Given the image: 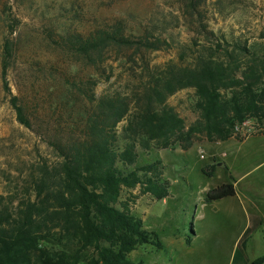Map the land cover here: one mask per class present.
Wrapping results in <instances>:
<instances>
[{
  "label": "rangeland",
  "instance_id": "obj_1",
  "mask_svg": "<svg viewBox=\"0 0 264 264\" xmlns=\"http://www.w3.org/2000/svg\"><path fill=\"white\" fill-rule=\"evenodd\" d=\"M188 3L189 0H0V71L1 44L8 35L14 43L8 69L11 91L21 96L32 120V128L16 120L10 96L0 81V204L11 206L14 212L21 202L35 198V182L45 165L51 169L61 160L49 140L54 136L61 139L79 135L70 133L67 126L79 123L81 111H98V100H89L92 92L98 99L125 98L135 109L136 96L141 95L144 81L151 74L161 73L164 77L178 72L176 65L194 66L199 56L234 65L236 62H229V57L240 53L226 54L223 48L233 50L247 45L259 50L258 54L264 51V0H205L193 14ZM13 17L14 30L8 34L6 24ZM116 23L124 27L126 34L159 40L158 49L133 48L121 53L111 49L99 67L54 41L60 31L86 33ZM245 62L241 59L242 64ZM242 71L240 68L235 76L219 81L220 86H227L221 88L227 98L238 89L234 81L243 80ZM261 80L264 83V75ZM198 100L193 85L179 87L167 95L163 106L173 110L183 129L169 133L174 135L166 147L156 140L147 148L139 145L133 165L123 167L129 171L139 168L141 181L133 187L122 186L115 206L144 216V226L155 231L164 246H138L128 254L134 264L228 263L234 223L223 207L205 209V217L199 223L204 235L188 244L193 224L195 228L197 224L193 200L196 196L205 197L203 189L227 175L223 166L216 167L211 177L201 171L202 165L212 162L209 153L215 154L214 148L224 147L217 144L219 139L205 135ZM130 115L115 128L120 144L127 134ZM235 126L238 129H233V136L239 140L264 136V117L247 116ZM254 136L238 145V154L249 155L262 146L264 149V141ZM157 141L162 144L161 139ZM207 152L202 159L200 155ZM213 158L215 161L218 156ZM149 164L155 168L142 170ZM255 176H264V168L255 169L250 177ZM147 178L154 179L161 189H168L166 199L147 191ZM247 252L253 259L264 253V228L252 233ZM30 263L38 264L34 257Z\"/></svg>",
  "mask_w": 264,
  "mask_h": 264
},
{
  "label": "trees",
  "instance_id": "obj_2",
  "mask_svg": "<svg viewBox=\"0 0 264 264\" xmlns=\"http://www.w3.org/2000/svg\"><path fill=\"white\" fill-rule=\"evenodd\" d=\"M204 2L189 0L188 5L193 9L190 14L198 12ZM15 21L9 20L6 24L8 34L14 30ZM261 38L264 39V28ZM54 41L99 67L111 49L121 53L124 49L159 47L157 39L152 41L144 35L126 34L120 23L98 26L86 33L60 31ZM222 50L226 54L240 53L229 57V62H236L234 65L199 56L194 66L176 65L178 72H169L164 77L161 73L151 74L144 81L141 95L136 96L135 109L125 98L105 96L98 99L92 92L89 100H98V111H81L78 125L73 122L67 126L70 133L79 132V135L61 139L54 136L49 140L61 160L51 169L45 165L43 174L35 182V198L21 202L14 212L11 206L0 204V264H31L33 257L38 264H134L128 254L138 246L150 244L163 248L157 233L147 229L140 217L115 206L122 186L133 187L141 181L139 168L129 171L123 167L133 165L139 145L147 148L151 141L156 140L157 144L166 147L170 144V136L174 135L169 133L183 129L173 110L163 106L166 96L179 87H196L202 128L210 139L229 138L235 124L247 116L264 117V83L261 80L264 51L258 54L259 50L247 45ZM13 53V41L8 35L4 36L1 44V87L10 96L9 103L16 120L32 128L27 106L19 94L12 93L8 80ZM241 59H246V62L242 64ZM240 68H243V80L234 81L238 89L227 98L221 93V88L226 89L227 86H220L219 81L226 76H235ZM91 81L86 82L94 84ZM130 113L125 128L127 134L120 144L115 128ZM215 166L216 163L206 165L202 171L211 176ZM154 168L153 164L142 166V170L147 171ZM50 181L54 183L50 184ZM233 181L209 188L205 201L234 195ZM146 182L147 191L158 198L168 195V189H161L154 179L147 178ZM263 223V217L250 216L249 225L237 241L230 264L264 263V254L250 260L247 253L252 233Z\"/></svg>",
  "mask_w": 264,
  "mask_h": 264
},
{
  "label": "crops",
  "instance_id": "obj_3",
  "mask_svg": "<svg viewBox=\"0 0 264 264\" xmlns=\"http://www.w3.org/2000/svg\"><path fill=\"white\" fill-rule=\"evenodd\" d=\"M253 136L254 135L239 140L238 138L231 135L229 138L225 140H219L217 142L218 145L224 147L222 150L213 147V150L216 151L215 154L207 152L205 156L202 157V159H205L207 157V154L209 153L212 158V162L206 163V165L216 163L215 170L216 167L223 166L225 171L227 172V175L226 177H224V179L206 186L203 189L204 193H206L209 188L214 187L219 183L233 179L235 185V194L209 202L205 201L204 196H196V198L193 200V203L195 204L193 213L194 218H197V224L196 228L193 224L192 238L188 242V244H192L194 238L199 237L200 235H204L203 231L200 230L201 225L199 223L201 220H203L202 218L205 217V209L207 207L212 206L214 207V209L223 207L231 216V219L234 223V228L230 232V253L227 264L231 263L237 241L242 235L243 231L249 225L250 216L258 215L264 218V176H255L252 178L250 177L255 169L264 168L263 146L258 149L254 148V150H252L249 155L241 156L237 152L239 150L238 145ZM254 137H258L261 142L264 141L263 135H255ZM214 155L218 156L217 160L215 161L213 158ZM204 166L205 165L201 166V171ZM167 196L163 199H166ZM144 213H146V210L144 211ZM138 217H140L144 222V216ZM259 228H264V223ZM249 243L250 240L248 242V245ZM248 257L250 260L253 259L249 255Z\"/></svg>",
  "mask_w": 264,
  "mask_h": 264
},
{
  "label": "built area",
  "instance_id": "obj_4",
  "mask_svg": "<svg viewBox=\"0 0 264 264\" xmlns=\"http://www.w3.org/2000/svg\"><path fill=\"white\" fill-rule=\"evenodd\" d=\"M238 129V127H236V130ZM201 157H203V154L200 155Z\"/></svg>",
  "mask_w": 264,
  "mask_h": 264
}]
</instances>
